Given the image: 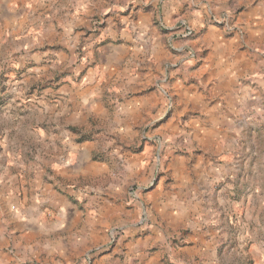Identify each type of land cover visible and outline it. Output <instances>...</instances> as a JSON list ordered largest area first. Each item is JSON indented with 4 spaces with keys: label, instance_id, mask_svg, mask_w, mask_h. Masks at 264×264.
<instances>
[{
    "label": "clouds",
    "instance_id": "clouds-1",
    "mask_svg": "<svg viewBox=\"0 0 264 264\" xmlns=\"http://www.w3.org/2000/svg\"><path fill=\"white\" fill-rule=\"evenodd\" d=\"M0 264H264V0H0Z\"/></svg>",
    "mask_w": 264,
    "mask_h": 264
}]
</instances>
